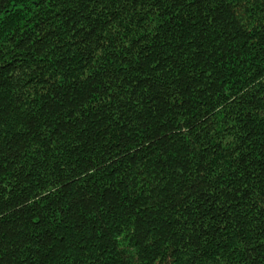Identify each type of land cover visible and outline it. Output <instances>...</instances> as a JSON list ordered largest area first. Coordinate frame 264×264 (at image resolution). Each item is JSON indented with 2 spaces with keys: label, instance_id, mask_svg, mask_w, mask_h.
<instances>
[{
  "label": "trees",
  "instance_id": "obj_1",
  "mask_svg": "<svg viewBox=\"0 0 264 264\" xmlns=\"http://www.w3.org/2000/svg\"><path fill=\"white\" fill-rule=\"evenodd\" d=\"M0 264H264V0H0Z\"/></svg>",
  "mask_w": 264,
  "mask_h": 264
}]
</instances>
